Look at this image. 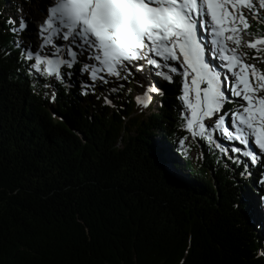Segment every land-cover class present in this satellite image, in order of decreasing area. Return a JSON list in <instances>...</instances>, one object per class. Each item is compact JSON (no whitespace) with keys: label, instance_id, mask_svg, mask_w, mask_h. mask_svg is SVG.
Here are the masks:
<instances>
[{"label":"trees","instance_id":"obj_1","mask_svg":"<svg viewBox=\"0 0 264 264\" xmlns=\"http://www.w3.org/2000/svg\"><path fill=\"white\" fill-rule=\"evenodd\" d=\"M32 7L0 0V264H264V228L236 206L247 181L219 150L189 135L160 166L154 140L185 135L174 104L140 115L130 81L112 107L27 76L6 21Z\"/></svg>","mask_w":264,"mask_h":264},{"label":"snow or ice","instance_id":"obj_2","mask_svg":"<svg viewBox=\"0 0 264 264\" xmlns=\"http://www.w3.org/2000/svg\"><path fill=\"white\" fill-rule=\"evenodd\" d=\"M32 3L31 19L6 21L17 64L27 76L51 77L45 87L59 81L79 88L80 95L99 89L103 103L115 107L111 94L146 73L149 95L137 97L138 103L146 108L152 94L165 98L158 106L174 104L185 132L171 144L163 137L154 140L160 166H170L174 148L184 149L189 135L206 141L247 181L240 186L237 209L264 221V60L251 57L258 67L237 51L249 17L264 23V0ZM229 41L236 47H228ZM246 43L256 53L264 50V36ZM4 54L11 52L5 48ZM258 255L264 257V248Z\"/></svg>","mask_w":264,"mask_h":264},{"label":"rangeland","instance_id":"obj_3","mask_svg":"<svg viewBox=\"0 0 264 264\" xmlns=\"http://www.w3.org/2000/svg\"><path fill=\"white\" fill-rule=\"evenodd\" d=\"M250 22L251 21L249 20V23ZM248 39L250 40L251 38L250 37L244 38L243 36H241V45L239 47L240 49H237V51L242 56L244 53L251 50V48L247 47L246 42L248 41ZM228 44L230 45V48L236 47L234 44H232L231 41H229ZM257 55H259L261 57V60H264V50L257 53ZM248 63H256L258 67H262V65L259 61H252V62H248ZM140 78L143 79V81H141ZM137 81H138V83H137ZM130 82L132 84V89L134 92V96L136 98L139 97L141 100H144L148 97V95H149L148 85L151 83V78L146 73L138 74L133 80H130ZM127 88L129 89V86H127ZM97 94L102 95L99 89H98ZM158 99H159V97H156L154 94H152V98H151V100L148 103V106L146 108L142 107L141 104L139 103V114L141 115V113H143V114L149 115L150 111H152L153 108L158 107V104H159V103H157ZM154 102H156V104Z\"/></svg>","mask_w":264,"mask_h":264},{"label":"bare ground","instance_id":"obj_4","mask_svg":"<svg viewBox=\"0 0 264 264\" xmlns=\"http://www.w3.org/2000/svg\"><path fill=\"white\" fill-rule=\"evenodd\" d=\"M141 79V78H140ZM141 81H143V79H141Z\"/></svg>","mask_w":264,"mask_h":264}]
</instances>
